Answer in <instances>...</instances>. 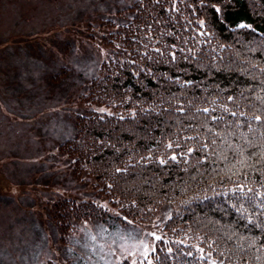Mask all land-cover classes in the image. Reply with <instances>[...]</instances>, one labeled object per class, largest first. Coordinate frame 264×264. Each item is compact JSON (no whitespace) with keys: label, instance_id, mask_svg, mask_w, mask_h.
I'll return each instance as SVG.
<instances>
[{"label":"trees","instance_id":"16d2710c","mask_svg":"<svg viewBox=\"0 0 264 264\" xmlns=\"http://www.w3.org/2000/svg\"><path fill=\"white\" fill-rule=\"evenodd\" d=\"M192 4L188 19L162 0H125L113 16L86 22V35L108 49L81 81L64 115L70 133L55 149L69 178L106 204L64 196L51 215L61 216L62 230L71 216L149 226L166 212L149 260L134 264H264V125L226 127L264 109L256 99L264 97V0ZM69 67L49 78L59 81ZM179 105L184 113L174 111Z\"/></svg>","mask_w":264,"mask_h":264},{"label":"rangeland","instance_id":"374dc122","mask_svg":"<svg viewBox=\"0 0 264 264\" xmlns=\"http://www.w3.org/2000/svg\"><path fill=\"white\" fill-rule=\"evenodd\" d=\"M162 1L171 7L172 15L178 10L191 19L195 14L196 0ZM123 3L0 0V264L149 260L147 254L166 212L156 211L149 226L125 221L109 226L107 219L71 216L69 220H74L59 230L56 219L61 216L51 213L61 209L56 206L50 211L54 201L64 196L106 204L105 198L86 192L85 183L69 178L55 143L70 133L64 115L74 108L81 81L94 72L108 49L86 35L91 30L86 22L98 15L113 16ZM65 63L70 65L68 73L52 81L50 73Z\"/></svg>","mask_w":264,"mask_h":264},{"label":"snow or ice","instance_id":"6c2138e0","mask_svg":"<svg viewBox=\"0 0 264 264\" xmlns=\"http://www.w3.org/2000/svg\"><path fill=\"white\" fill-rule=\"evenodd\" d=\"M157 2H159V0H157ZM153 51H155L157 54H159V55H161V56L163 55V53L161 52V50H160L159 48H156V49H154ZM189 51H191V50H189ZM169 55L171 56V58H172L173 60L175 59V53H171V54H169ZM149 58H150V57H149ZM241 95H243V94H241ZM228 99H229V100H233V97H228ZM256 99L259 100V101L261 102V104H264V97H257ZM213 103H215V101H213ZM252 107H254V105H253ZM145 111H147V110H145ZM174 111H175V112H179V113H184V112H185V107H184L183 105H179V106H177V107L174 109ZM197 111H198V112H201V111H202L203 113L208 114V113H210V112H214V111H215V108H212V109H209V108H203V109H198ZM225 111H228V110L225 109ZM261 113H262V114H260V115H253V116H251L250 118H246V120L244 121L243 124H241V122H239L238 120H234V121H232L231 124H227L226 127H234V128H236V129H238V128L242 127V126H246V127H248V131H249V132H253V131H255V130L251 127V122H252V121H260V122H261V125H264V109L261 110ZM133 115H135V114H133ZM230 115L233 116V117H241V116H243V117H247V114H246L245 112H236V111H232V112L230 113ZM121 118L123 119V117H121ZM210 119H211V120H214V121H218V122H223V118H222V117L210 116ZM208 131L211 132V129H208ZM217 135H219V134H217ZM260 135H261V136H264V132H261ZM196 138H198V137H196ZM196 138H194V137H186V139H188V140L196 139ZM211 143L214 144L215 141H211ZM246 143H250V142H249V141H246ZM167 147H168V148H172L173 145L170 143V144L167 145ZM176 147L178 148V147H180V145L177 143V144H176ZM203 147H204V148H207V147H208V144H204ZM229 147H232V146L229 145ZM188 151L191 152L192 149L190 148V149H188ZM181 155H183V153H181ZM168 159L175 161V160H177V156L173 155V156H171V157L168 158ZM168 159H160V160H159V163H160V164H167V163H168ZM117 171H120V170L117 169ZM249 191H252V190L249 189Z\"/></svg>","mask_w":264,"mask_h":264}]
</instances>
